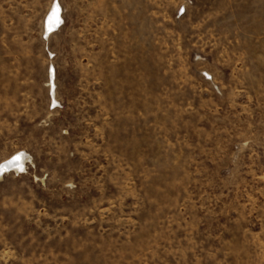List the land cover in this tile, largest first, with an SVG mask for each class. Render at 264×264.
I'll list each match as a JSON object with an SVG mask.
<instances>
[{
  "label": "rangeland",
  "instance_id": "obj_1",
  "mask_svg": "<svg viewBox=\"0 0 264 264\" xmlns=\"http://www.w3.org/2000/svg\"><path fill=\"white\" fill-rule=\"evenodd\" d=\"M19 154L0 264H264V0H0Z\"/></svg>",
  "mask_w": 264,
  "mask_h": 264
},
{
  "label": "bare ground",
  "instance_id": "obj_2",
  "mask_svg": "<svg viewBox=\"0 0 264 264\" xmlns=\"http://www.w3.org/2000/svg\"><path fill=\"white\" fill-rule=\"evenodd\" d=\"M57 8V13L56 15H52L50 19V14L53 13V8ZM61 24V18H60V11H59V6L57 4H54L51 8V11L49 15L47 16L44 24V36L47 38L53 31H55L59 25ZM49 82L48 86L51 87L53 86V69L50 68L49 70ZM19 157V160L17 162H14L12 164H8L7 166L0 168V174L1 173H15V172H20L25 168L24 164V159L22 154L17 155ZM15 156V157H17ZM12 158H8L7 160L3 161L1 165H4L6 161H11Z\"/></svg>",
  "mask_w": 264,
  "mask_h": 264
},
{
  "label": "snow or ice",
  "instance_id": "obj_3",
  "mask_svg": "<svg viewBox=\"0 0 264 264\" xmlns=\"http://www.w3.org/2000/svg\"><path fill=\"white\" fill-rule=\"evenodd\" d=\"M56 13H57V8L54 7L53 8V13L50 14V19H51V16L52 15H56ZM18 160H19V157L18 156L17 157H13L11 161H6L4 165H0V168H3L5 166H7L8 164H12L14 162H17Z\"/></svg>",
  "mask_w": 264,
  "mask_h": 264
}]
</instances>
